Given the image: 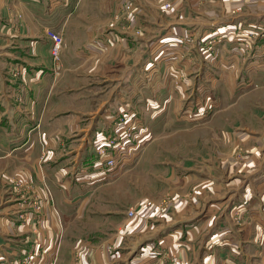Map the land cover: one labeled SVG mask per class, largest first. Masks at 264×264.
Returning <instances> with one entry per match:
<instances>
[{
  "label": "crops",
  "instance_id": "0c3cea01",
  "mask_svg": "<svg viewBox=\"0 0 264 264\" xmlns=\"http://www.w3.org/2000/svg\"><path fill=\"white\" fill-rule=\"evenodd\" d=\"M101 3L104 0H0V264H21L37 246L40 257L32 264H78L76 256L79 264H251L249 255L264 256V106L252 113L253 119L228 121L219 129L222 149L218 143L208 145L210 136L203 146L199 137L190 139L195 125L186 115L180 117L179 106L192 80L218 78L213 72L203 73L196 66L188 71L192 66L187 61L171 58L168 62L175 65L161 73V88L146 91L148 99L161 91L164 97L162 142L169 153L163 199L170 208L162 226L148 235L125 228L118 199L101 195L120 182L92 168L91 143L103 138L106 129H98L106 125L96 114L89 115L107 100L92 103L88 91L59 89L53 71L62 62L73 64L86 50L138 42L132 34L106 33L98 25L105 22L98 16L108 14ZM71 26L79 31L76 37L69 33ZM48 27L64 35L65 48L75 57L53 58ZM101 50L87 55L88 60L105 67L100 76L108 69L111 79H122L125 62L117 57L104 61L106 52ZM231 65L227 79L249 80L253 73L264 78V71L252 70L264 62L233 60ZM155 74L148 68L131 76ZM91 126L96 130L93 139L84 130ZM78 129L84 132L77 149L70 139ZM95 195L97 205L92 203ZM40 208L42 213L35 215ZM73 218L82 220L86 239L65 235L63 220ZM156 245L175 252L174 258L165 252L164 260L155 259Z\"/></svg>",
  "mask_w": 264,
  "mask_h": 264
},
{
  "label": "rangeland",
  "instance_id": "374dc122",
  "mask_svg": "<svg viewBox=\"0 0 264 264\" xmlns=\"http://www.w3.org/2000/svg\"><path fill=\"white\" fill-rule=\"evenodd\" d=\"M101 5L108 14L98 16L105 21L98 25H103L106 33L120 30L124 31L125 35L132 34L138 39L135 45L119 43V46L98 48L106 52L102 60L117 57V60L121 58L122 62H125L122 67V79H111L108 69L107 75L103 73L100 76L98 72L104 71L105 67L87 58V55H96L94 50L98 49L86 50V55L82 52L84 55H78L76 58L78 60L71 65L63 62L62 65H55L56 69L53 71L59 89L88 91L92 103H98V100L103 98L107 100V104L99 111L89 115L91 118L96 114V119L104 120L106 128L98 130L106 129L105 137L117 143L121 142V145L131 137L135 147L128 150L124 156L115 153L120 160L113 169L101 173L104 168L95 167L94 163L92 168L101 174L111 173L113 176L108 177V180L120 178V182L114 188L102 191L101 195L103 197L114 195L118 199L116 202L121 204V214L126 218L125 228L135 229L140 235H148L158 224L162 226L161 220L168 213L170 205L168 200L163 199L166 194L162 180L163 169L168 162L166 157L169 153L162 142L164 97L161 91L148 99L147 88L155 87V91L161 88V73L170 71V66L175 65L168 62L171 58L187 61L188 65L192 66L187 67L188 71H194L193 67L196 66V69L203 73L213 72L218 78L206 79L204 75L202 79L192 80L191 85L187 86L186 101L179 106L178 114H183L180 117L186 115V119L195 125V128L191 129L193 133H190V139L199 137V142H202L203 146L210 136L208 145L218 143L222 149V141L217 140V136L220 137L224 125L236 119L243 121L253 119L252 113H256L260 106H264V78L253 73V79L231 80L227 79L225 74L230 71L233 60L247 61L251 65L264 62V0H104V4ZM85 26L82 24L81 30H84ZM193 26H198L197 31ZM76 29L75 26L70 27L69 33L72 37L78 35L79 31ZM119 40L123 41V38ZM70 51L72 49L63 45L56 58L53 46L51 48L56 61H61L64 57L66 59L75 57ZM195 57L198 61L196 65ZM147 60L151 61L148 68H153L156 74L148 77L143 75L137 79L131 76L137 71L146 72ZM133 61L137 64H131ZM253 66L256 69L252 70L264 71V66ZM19 71L17 69L14 72L19 75ZM233 71L238 72V68ZM221 75H224L223 79L220 78ZM194 87L196 89L191 90ZM138 90H142V93ZM118 92L122 94L119 95ZM82 120H84L82 124L86 123V126L89 124V119L84 117ZM212 124L218 128L212 129L210 127ZM84 130L89 133L90 138L95 137L96 130L93 126L85 127ZM84 130L78 129L71 134L70 140L76 148L83 140L81 134ZM94 144L95 141L94 149L91 143L90 151L95 162L99 154ZM115 189L118 190L114 191ZM97 195L92 198V203L96 205L100 202ZM33 212L38 216L42 209ZM152 218H157L154 223ZM63 221L65 235L87 238L81 235L82 220L73 218ZM156 246L158 247L154 249L155 259L160 257L164 260L166 253L170 259L174 258L175 252L165 251L161 246ZM37 248L30 251L31 253L28 252L20 263L32 264L38 261L40 248L38 246ZM79 258L80 256H76L78 264ZM249 258L251 264H264V256L249 255Z\"/></svg>",
  "mask_w": 264,
  "mask_h": 264
},
{
  "label": "built area",
  "instance_id": "2783aa9c",
  "mask_svg": "<svg viewBox=\"0 0 264 264\" xmlns=\"http://www.w3.org/2000/svg\"><path fill=\"white\" fill-rule=\"evenodd\" d=\"M47 35L52 40L53 54L57 58L64 45V37L61 33L56 32L53 29H48ZM131 140V137H129L128 141H124L121 145V142L117 143V141L110 140L105 136H103V138H98L95 144L97 146L99 158L94 162V166L98 168L103 167L104 170L101 173H106L113 169L119 163L120 159L118 158V155L124 156L128 150L135 147ZM115 153L118 155H115ZM122 162H124V160ZM131 214H133V212H131Z\"/></svg>",
  "mask_w": 264,
  "mask_h": 264
}]
</instances>
